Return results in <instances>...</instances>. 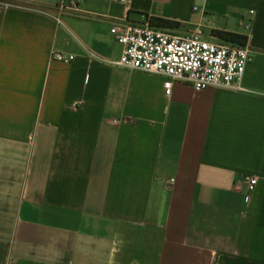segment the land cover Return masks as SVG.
<instances>
[{"label": "crops", "instance_id": "1", "mask_svg": "<svg viewBox=\"0 0 264 264\" xmlns=\"http://www.w3.org/2000/svg\"><path fill=\"white\" fill-rule=\"evenodd\" d=\"M60 1L0 0V264H264V0ZM153 17L245 35L246 90L117 64Z\"/></svg>", "mask_w": 264, "mask_h": 264}, {"label": "built area", "instance_id": "2", "mask_svg": "<svg viewBox=\"0 0 264 264\" xmlns=\"http://www.w3.org/2000/svg\"><path fill=\"white\" fill-rule=\"evenodd\" d=\"M80 1L61 0L58 7L60 10L78 11ZM110 31L122 46L117 64L130 70L165 76L167 95L171 93L174 80L184 81L196 90L210 87L246 90L242 79L255 56L247 44L208 40L199 27L190 35L182 36L154 26L150 18L142 22L127 20L116 23ZM53 56L63 62L75 58L73 54L58 52ZM244 181L250 193L255 189L258 178L247 175Z\"/></svg>", "mask_w": 264, "mask_h": 264}, {"label": "trees", "instance_id": "3", "mask_svg": "<svg viewBox=\"0 0 264 264\" xmlns=\"http://www.w3.org/2000/svg\"><path fill=\"white\" fill-rule=\"evenodd\" d=\"M151 23L159 28H178L180 26L179 22L159 17L151 18ZM214 33L220 38H222L224 42L246 44L247 41V37L239 33L221 30H216L214 31Z\"/></svg>", "mask_w": 264, "mask_h": 264}, {"label": "rangeland", "instance_id": "4", "mask_svg": "<svg viewBox=\"0 0 264 264\" xmlns=\"http://www.w3.org/2000/svg\"><path fill=\"white\" fill-rule=\"evenodd\" d=\"M162 29H164V30H167V31H171V32H173L172 30H170V29H168V28H162ZM212 41H214V42H217L216 40H212Z\"/></svg>", "mask_w": 264, "mask_h": 264}]
</instances>
